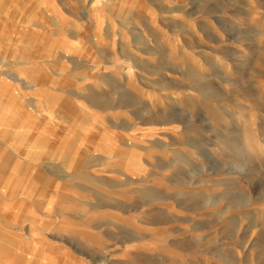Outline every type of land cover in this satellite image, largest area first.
<instances>
[{
	"label": "rangeland",
	"instance_id": "rangeland-1",
	"mask_svg": "<svg viewBox=\"0 0 264 264\" xmlns=\"http://www.w3.org/2000/svg\"><path fill=\"white\" fill-rule=\"evenodd\" d=\"M0 264H264V0H0Z\"/></svg>",
	"mask_w": 264,
	"mask_h": 264
}]
</instances>
